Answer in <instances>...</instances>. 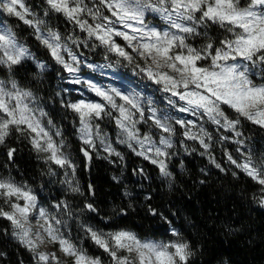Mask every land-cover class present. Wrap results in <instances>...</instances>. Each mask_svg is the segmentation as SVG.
Segmentation results:
<instances>
[{
  "label": "snow or ice",
  "instance_id": "6c2138e0",
  "mask_svg": "<svg viewBox=\"0 0 264 264\" xmlns=\"http://www.w3.org/2000/svg\"><path fill=\"white\" fill-rule=\"evenodd\" d=\"M42 3L44 7L38 13L26 0H0V15L14 17L30 28L31 36L52 61L68 73L69 82L83 84L99 98L61 100V106L78 121L80 152L88 165L93 154L110 163L116 162L111 157L124 161L123 154L101 128L100 122L108 119L116 126V143L126 145L136 156L155 165L163 178L172 181L169 162L179 154L174 139L179 126L183 137L179 143L184 152L196 151L189 149L186 140L197 142L203 149L200 155H207L209 163L221 172L227 169L212 155L214 143L236 144L242 159L237 160L225 150L226 160L259 185L258 195L253 198L264 207V160L255 161L251 152L245 150L247 138L241 127L247 122L264 130V0H42ZM148 14H155L166 26L150 24ZM53 16L63 17L73 26V33L65 36L53 27L50 24ZM212 28L221 29L223 38L211 35ZM77 29L83 36L75 34ZM198 38L203 41L199 46L193 43ZM81 47L102 48L106 63H87L74 50ZM29 61L41 76L48 69V64L36 58L13 28L0 23V72L7 74L6 79H0V147L6 148L8 161L12 162L17 149L8 146L9 139L15 135L18 140H26L47 165L48 175L56 176L60 170L63 175L60 183L67 191L84 196L76 179L77 165L67 151L62 130L40 107L33 91L21 87L16 79L17 69ZM82 66L93 71L131 67L135 75H143L158 86V91L168 94L170 107L201 122L173 117L159 109L151 97L135 89L103 87L83 79L79 75ZM205 123L229 135H220L214 141ZM141 125H147L148 131L142 132ZM101 151L106 155L100 157ZM135 171L144 175L143 169ZM232 175L237 176V172ZM94 194L93 185L89 184L88 195ZM51 209L41 206L37 194L27 185L0 176V219L10 225L4 234L31 254L33 264H62L55 252L40 250L45 243L58 245L59 251L71 258V264H105L100 256L89 255L81 240H90L101 249L108 258L107 264H189L195 255L190 242L175 228L171 229L176 237L172 241L142 240L131 231L104 232L81 221L80 213L97 212L92 202L85 201L80 213L67 199L52 204ZM148 212L158 214L151 206ZM120 213L126 214L124 209ZM72 221L77 223L82 236L73 237Z\"/></svg>",
  "mask_w": 264,
  "mask_h": 264
},
{
  "label": "trees",
  "instance_id": "16d2710c",
  "mask_svg": "<svg viewBox=\"0 0 264 264\" xmlns=\"http://www.w3.org/2000/svg\"><path fill=\"white\" fill-rule=\"evenodd\" d=\"M26 3L38 13L44 7L42 0H26ZM2 19L38 60L48 64V70L41 76L32 62H26L17 69L16 79L21 87L31 89L41 102L47 104L49 117L65 134L68 152L77 165L76 179L85 195L69 193L60 183V170L56 176L48 175L47 165L26 140H18L15 135L8 141L9 147L17 149L12 162L8 161L6 148L0 147V176L11 177L16 183L30 186L39 201L48 206L67 199L80 213L85 201L94 203L97 212L84 211L79 214V219L104 232L124 229L136 233L141 239L166 243L176 239L171 232L175 228L195 250L189 264H264V207L253 198L258 195L259 185L226 162L225 150L238 159L234 146L212 147V155L227 169L221 172L209 163L207 155H200L203 149L196 142L186 140L189 149L195 148L196 151L184 152L179 143L183 137L177 126L175 141L179 154L169 162V170L174 176L172 181L163 178L155 165L125 149L121 150L123 163L113 157L110 159L116 162L110 163L108 159L93 154L88 165L80 152L82 145L76 132L78 121L61 106L60 96L66 94L59 88H66L67 74L31 36L30 28L14 17L2 16ZM50 24L65 36L73 33V26L63 17L53 16ZM210 33L217 39L224 35L219 28H212ZM75 34L83 35L78 29ZM117 42L123 44L119 38ZM202 42L199 38L193 41L197 46ZM83 56L96 64L106 63L102 48H85ZM116 70L133 73L131 67ZM69 94L74 95L73 92ZM241 127L247 138L245 150L251 152L255 161L264 160V130L247 122ZM181 161L183 167H180ZM138 169H143L144 175L135 171ZM233 172H237V176H233ZM201 180L204 183H200ZM89 184L93 185L94 195H88ZM148 196L151 199H145ZM149 206L158 214L151 215ZM121 209L126 214H121ZM71 225L75 230V221ZM6 228L10 229L9 222L0 219V253H6L0 256V264H33L31 254L4 234ZM79 242L89 255L100 256L107 264V256L90 240ZM60 259L62 264H71Z\"/></svg>",
  "mask_w": 264,
  "mask_h": 264
},
{
  "label": "rangeland",
  "instance_id": "374dc122",
  "mask_svg": "<svg viewBox=\"0 0 264 264\" xmlns=\"http://www.w3.org/2000/svg\"><path fill=\"white\" fill-rule=\"evenodd\" d=\"M105 15H108L107 11H105ZM146 19H147V22H149L150 24H153V25H155L157 27L163 28V27L166 26L164 24V21L162 19H160L158 16H156L155 14H148ZM0 23L4 24V20L2 19V15H0ZM83 49H85V48L81 47L79 49H74V50H76L78 55H80L83 60L87 61V63H91V64H95V65L105 64V63L96 64V63L92 62L91 60L86 59L83 56ZM66 74H67V79L65 80V82L67 84L66 88H62V87L59 88L60 90L63 89V92L66 94V96L63 97L61 95L60 96V100L63 99L65 102H68V101L75 102L76 100H79V99H86V100H98L99 99L98 97L95 96L94 93L89 91L87 89V87L84 86L83 84L77 85V84L70 83L69 82L68 73H66ZM79 75L83 79L93 80L94 82H96L97 84H99V85H101L103 87L116 86V87H129V88L135 89L136 91L141 92L144 96L151 97L155 101V104H156V106L159 109H161L162 111L170 114L173 117L184 119V120L197 119L196 117H193L192 115H190L188 113H181V112L177 111L176 108L170 107L167 104V99H166L168 94L158 91L157 90L158 86L152 84L150 81H148L146 78H144L143 75L137 76V75H135L133 73H127L126 71L125 72H123V71L119 72L117 70L114 71L113 69H104V70H100V71H97V70L93 71L92 69H89L88 67H85V66L81 67ZM6 77H7L6 73L0 72V79H6ZM139 79H141V82H138ZM71 92H73L74 95H70L69 93H71ZM37 102L40 105V107H42L48 113L47 104L41 102L38 98H37ZM177 107H179V105H177ZM200 122L201 121H199L197 119V123H200ZM100 123H101V128L103 129V131L105 133L108 134L110 140L113 143V146L117 149V151L121 152L122 149H125V150L133 153L130 149L127 148L126 145L116 143L117 129H116L115 124L112 121H110L108 119H105L104 121H101ZM78 126L79 125H77L76 128ZM204 126L207 128V130L209 132L212 133L214 141L218 140L220 135H229L228 132L223 131V130H220L218 132L217 129H216V126L212 125L211 123H205ZM140 127H141V131L142 132L148 131V126L147 125H141ZM180 130L182 132V129H180ZM153 133L155 135V133H156L155 129H153ZM63 138L65 140V134L64 133H63ZM156 138L158 139V136ZM188 141H191V140H188ZM192 142H195V141H192ZM215 145H217L218 148H222V146H234L235 149H236L238 147L236 144L230 143V142L214 143L213 147ZM247 146H248V144L246 143V147ZM67 151H68V148H67ZM100 155L104 156L106 154L101 151ZM71 158H72V156H71ZM113 158H116V157H113ZM139 158L143 159L142 157H139ZM237 158H238L237 160L242 159L240 154L237 156ZM73 161H74V159H73ZM226 162H227V160H226ZM62 179H63V175H62L61 180ZM18 184H20V183H18ZM23 185H26V184H23ZM27 187H28V185H27ZM29 188H31V187L29 186ZM33 192H34V190H33ZM39 203H40L41 206L48 208L50 211L52 210L51 206H48L44 202H40L39 201ZM73 222L74 221H72L71 223L73 224ZM70 226H71V231H72L73 237H76L78 235L82 236V233H80L79 230H78V225H77L76 222H75V225H74L75 226V230L72 229V225H70ZM142 240L157 241V240H152V239H142ZM157 242H162V241H157ZM40 250L41 251H45V252H55L56 255H59L66 262H68V261L71 262V258L65 257L63 255V253H61L59 251L58 245L45 243V244L41 245Z\"/></svg>",
  "mask_w": 264,
  "mask_h": 264
},
{
  "label": "bare ground",
  "instance_id": "6f19581e",
  "mask_svg": "<svg viewBox=\"0 0 264 264\" xmlns=\"http://www.w3.org/2000/svg\"><path fill=\"white\" fill-rule=\"evenodd\" d=\"M97 71H100V69H97Z\"/></svg>",
  "mask_w": 264,
  "mask_h": 264
}]
</instances>
